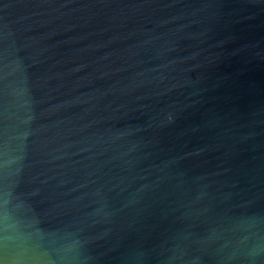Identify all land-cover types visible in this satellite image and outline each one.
I'll use <instances>...</instances> for the list:
<instances>
[{
    "label": "water",
    "instance_id": "obj_1",
    "mask_svg": "<svg viewBox=\"0 0 264 264\" xmlns=\"http://www.w3.org/2000/svg\"><path fill=\"white\" fill-rule=\"evenodd\" d=\"M0 264H264V0H0Z\"/></svg>",
    "mask_w": 264,
    "mask_h": 264
}]
</instances>
